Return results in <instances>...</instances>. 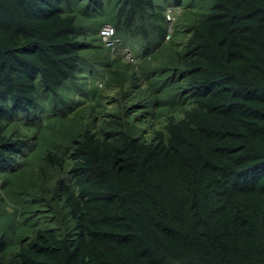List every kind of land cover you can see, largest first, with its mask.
Masks as SVG:
<instances>
[{
  "label": "trees",
  "instance_id": "trees-1",
  "mask_svg": "<svg viewBox=\"0 0 264 264\" xmlns=\"http://www.w3.org/2000/svg\"><path fill=\"white\" fill-rule=\"evenodd\" d=\"M0 264H264V0H0Z\"/></svg>",
  "mask_w": 264,
  "mask_h": 264
},
{
  "label": "clouds",
  "instance_id": "clouds-1",
  "mask_svg": "<svg viewBox=\"0 0 264 264\" xmlns=\"http://www.w3.org/2000/svg\"><path fill=\"white\" fill-rule=\"evenodd\" d=\"M178 11L174 7H170L166 11V18L169 21L168 25V32L166 34V40H169L172 35H173V29H174V24L178 20ZM110 26L113 28V33L110 35L109 38H105L104 35L102 34V30L106 27ZM115 28L112 24L106 23L102 29L100 30V36L102 38V41L111 48L114 54H123L124 58L127 60H134V52L133 49L130 48L129 46L123 45V43L119 42V40L115 36ZM122 44V47L120 45ZM106 81V77L104 78L103 76L99 77L96 79V84H99L101 87L103 83ZM73 97V96H71Z\"/></svg>",
  "mask_w": 264,
  "mask_h": 264
},
{
  "label": "built area",
  "instance_id": "built-area-1",
  "mask_svg": "<svg viewBox=\"0 0 264 264\" xmlns=\"http://www.w3.org/2000/svg\"><path fill=\"white\" fill-rule=\"evenodd\" d=\"M112 33H113V28L110 26H106L102 30V34L104 35L105 38H109Z\"/></svg>",
  "mask_w": 264,
  "mask_h": 264
},
{
  "label": "rangeland",
  "instance_id": "rangeland-1",
  "mask_svg": "<svg viewBox=\"0 0 264 264\" xmlns=\"http://www.w3.org/2000/svg\"><path fill=\"white\" fill-rule=\"evenodd\" d=\"M120 47H122V44L120 45Z\"/></svg>",
  "mask_w": 264,
  "mask_h": 264
}]
</instances>
